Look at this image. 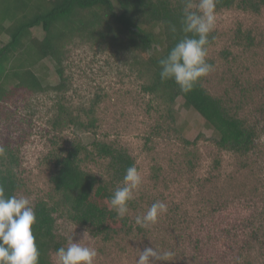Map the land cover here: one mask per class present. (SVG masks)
Instances as JSON below:
<instances>
[{
    "label": "rangeland",
    "instance_id": "1",
    "mask_svg": "<svg viewBox=\"0 0 264 264\" xmlns=\"http://www.w3.org/2000/svg\"><path fill=\"white\" fill-rule=\"evenodd\" d=\"M215 13L218 38L207 56L214 71L203 85L215 97L235 100L242 117L256 125L257 146L246 156L219 150L214 130L182 99L176 102L174 119H167L164 104L143 91L144 81L130 69L132 53L79 41L65 63L64 102L78 111L101 100L94 133L71 127L54 137L55 92L22 93L12 100L15 105L9 104L8 118L0 115V139H9L19 150L22 187L17 197L28 198L32 207L53 193L47 155L55 139L58 146L77 139L90 146L98 139L128 151L143 180L132 199L136 207L128 206L125 215L135 228L141 227L136 217L153 203L167 205V212L141 233H122L107 242L89 230L83 243L96 249L94 264H137L145 247L170 253L152 264H264V9L260 14L237 8ZM239 29L251 33V47L235 42ZM34 35L41 38L43 32L36 29ZM45 67L37 68L38 76L58 84L51 62ZM106 164L87 162L84 168L105 176ZM154 168L161 170L158 181ZM84 229L65 217L57 219L56 234L66 245L72 238L79 242ZM51 258L57 264L55 253Z\"/></svg>",
    "mask_w": 264,
    "mask_h": 264
},
{
    "label": "trees",
    "instance_id": "2",
    "mask_svg": "<svg viewBox=\"0 0 264 264\" xmlns=\"http://www.w3.org/2000/svg\"><path fill=\"white\" fill-rule=\"evenodd\" d=\"M183 7V0H0V115L8 118L12 112L9 104L22 93L55 92L58 104L51 120L54 137L59 138L71 127L94 133L96 107L101 100L97 98L90 108L78 111L64 102L68 90L65 63L70 47L79 41L120 54L132 53L135 58L130 69L144 81L143 91L164 104L167 119H174V107L182 99L187 109L198 113L214 130L219 150L239 156L250 154L257 146L259 132L242 117L235 100L213 96L203 85L204 77L188 93L182 92L174 80L160 78L159 61L186 35L181 30ZM235 8L260 14L264 0H215V11ZM171 25H175V33ZM36 29L43 32L41 38L34 35ZM217 38L213 31L208 49ZM253 39L251 33L239 29L235 42L241 45L245 41L251 47ZM46 61L54 67L56 85L37 74L38 67L47 68ZM56 139L47 155L53 193L48 200L33 205L39 264H55L51 256L66 247L65 239L56 234L58 217L89 229L94 237L107 242L122 233H141L143 228L131 225L128 216L120 218L110 211V199L123 186L126 169L136 166L128 151L104 140L95 139L87 146L77 139L58 146ZM8 140L0 139V186L6 196H17L22 187L21 162L19 150ZM99 161L107 162L105 176L84 168L87 162ZM160 171L154 168L156 181ZM136 205L135 200L128 203L129 207Z\"/></svg>",
    "mask_w": 264,
    "mask_h": 264
},
{
    "label": "clouds",
    "instance_id": "3",
    "mask_svg": "<svg viewBox=\"0 0 264 264\" xmlns=\"http://www.w3.org/2000/svg\"><path fill=\"white\" fill-rule=\"evenodd\" d=\"M181 30L186 35L159 61L162 81L174 80L184 93L190 92L201 78L214 71L207 61L209 36L216 27L215 0H183ZM175 33V25L170 26ZM191 34V35H187ZM3 150L0 149V154ZM143 180L135 165L126 169L123 186L118 187L110 199V211L114 210L123 218L129 212L128 203L134 198ZM95 190V189H94ZM167 212V205L157 201L143 216L136 217V224L147 227L158 221ZM36 214L26 197L6 196L0 186V264H39V251L33 227ZM79 242L69 239L66 247L56 251L57 264H94L98 255L95 248L83 241L89 237L85 228ZM170 253L161 255L154 247H145L137 264H152L155 260L166 259Z\"/></svg>",
    "mask_w": 264,
    "mask_h": 264
}]
</instances>
